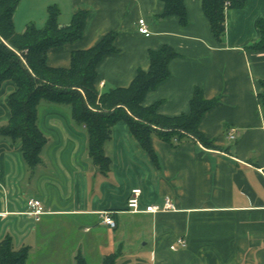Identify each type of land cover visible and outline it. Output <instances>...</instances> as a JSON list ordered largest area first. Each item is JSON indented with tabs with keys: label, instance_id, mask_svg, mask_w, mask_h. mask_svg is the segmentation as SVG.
Returning <instances> with one entry per match:
<instances>
[{
	"label": "crops",
	"instance_id": "0c3cea01",
	"mask_svg": "<svg viewBox=\"0 0 264 264\" xmlns=\"http://www.w3.org/2000/svg\"><path fill=\"white\" fill-rule=\"evenodd\" d=\"M61 1L69 10V19L61 22L59 7L61 26L79 10L88 15L82 38L48 50L49 66L69 68L74 51L116 32V51L96 68L95 85L102 92L128 87L139 70H149L150 51L169 45L177 53L168 63L169 75L147 92L143 104L158 103L162 115H181L202 89L216 102L202 115L199 130L215 148L190 137L175 143L153 136V160L128 124L118 121L104 142L111 161L104 173L90 157L87 127L73 119L70 105L43 100L38 125L47 141L39 166L30 169L20 141L0 136V240L11 236L16 248L29 247L31 257L39 243L67 241L74 233L66 264H77L78 255L98 264L112 253L119 254L116 264H264V103L258 99L264 50L250 47L260 36L264 0L227 8L222 41L212 33L203 0H184L185 25L177 16L157 19L161 0ZM140 18L150 36L138 31ZM15 90L11 80L0 87V127L11 117L8 98ZM229 128L236 129L233 140ZM136 187L142 189V208L170 197L176 209L129 212L126 203ZM30 198L46 211L38 219L28 213ZM103 211L112 213L115 227L103 223ZM53 224L64 228L54 233Z\"/></svg>",
	"mask_w": 264,
	"mask_h": 264
},
{
	"label": "trees",
	"instance_id": "16d2710c",
	"mask_svg": "<svg viewBox=\"0 0 264 264\" xmlns=\"http://www.w3.org/2000/svg\"><path fill=\"white\" fill-rule=\"evenodd\" d=\"M164 4L159 19L177 16L182 25L187 24V9L184 0H161ZM19 0H0V87L5 81L16 84V90L8 98L11 117L0 127V136L20 141L22 155L30 169L41 164V150L47 138L38 125L40 102L70 105L73 119L87 127L88 152L98 169L107 172L110 158L104 151V142L111 136L112 127L118 121L128 124L140 147L155 160L151 139L179 143L192 138L204 146L215 148L213 141L199 130L202 115L215 104V99H206L202 89L197 88L190 101V111L177 116L162 115L158 103L145 106L148 91L164 81L168 75V63L177 55L169 45L151 50L150 68L139 70L128 87H114L99 92L96 89L97 65L102 58L116 51V32L107 33L95 46L74 51L69 68H54L48 65L47 52L74 42L83 36L88 12L77 11L69 25L61 26L56 5L48 7V17L42 27L34 23L18 32L14 25V11ZM246 0H203L202 8L208 18L212 33L222 41L226 31L227 8H244ZM259 39L250 45L264 50V19L257 21ZM260 103H264V79L260 80ZM29 247L16 248L11 236L0 240V264H25ZM118 253H112L98 264H116ZM77 264H89L78 255Z\"/></svg>",
	"mask_w": 264,
	"mask_h": 264
},
{
	"label": "rangeland",
	"instance_id": "374dc122",
	"mask_svg": "<svg viewBox=\"0 0 264 264\" xmlns=\"http://www.w3.org/2000/svg\"><path fill=\"white\" fill-rule=\"evenodd\" d=\"M56 0H19L15 11H14V25L18 32L24 31L25 27L29 23H34L40 26V23L47 18L48 7L56 4ZM66 3V4H65ZM61 1L57 4L58 8L61 9V14L59 21L64 22L66 19H69V10L67 2ZM157 19L160 20L157 16ZM42 20V21H41ZM22 198H25L22 195ZM27 204V200H26ZM54 233L61 232L62 228L60 224H53ZM70 229V227H69ZM74 233H71L68 240L64 239L57 241L59 243L51 244V242L39 243L37 245V250L35 254H31V257H28L25 264H52L50 263V257L47 254L54 255L52 259L55 262L66 264L69 263V253L75 247L76 242L72 240Z\"/></svg>",
	"mask_w": 264,
	"mask_h": 264
},
{
	"label": "built area",
	"instance_id": "2783aa9c",
	"mask_svg": "<svg viewBox=\"0 0 264 264\" xmlns=\"http://www.w3.org/2000/svg\"><path fill=\"white\" fill-rule=\"evenodd\" d=\"M138 31L145 35V36H150L151 31L147 25V22L144 18H140L138 20ZM235 134H236V129L235 128H229L227 132V136L230 139H235ZM141 196H142V189L139 187L133 188L131 190L130 196L127 200V210L132 213H139V212H161V211H171L175 210L176 206L172 199L170 197H166L164 202L162 204H148L145 205L144 208H142V202H141ZM27 206H28V213L30 215L35 216L37 219L44 214L46 211L44 209V206L42 202L36 198H30L27 201ZM102 216V221L104 224L115 227L116 226V221L114 217L112 216V213L109 211H103L101 213ZM178 243L185 246L186 241L184 239H179ZM172 249H176V245L173 244L171 245Z\"/></svg>",
	"mask_w": 264,
	"mask_h": 264
}]
</instances>
